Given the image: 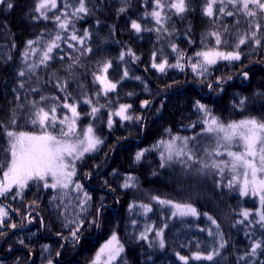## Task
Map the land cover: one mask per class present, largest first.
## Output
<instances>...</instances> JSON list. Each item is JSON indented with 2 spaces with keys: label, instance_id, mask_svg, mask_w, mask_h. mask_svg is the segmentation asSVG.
<instances>
[{
  "label": "trees",
  "instance_id": "obj_1",
  "mask_svg": "<svg viewBox=\"0 0 264 264\" xmlns=\"http://www.w3.org/2000/svg\"><path fill=\"white\" fill-rule=\"evenodd\" d=\"M11 2L12 9L0 5V122L8 124L15 109L16 130L38 133L39 127L27 121L26 109L30 101H40L41 95L62 98L64 93L55 87L59 79L67 81L68 91L79 99L81 117L78 128L91 123L103 143L97 151L85 154L76 164L74 179L91 196L87 204L81 206L76 199L77 195L82 198V193L69 192L64 196L57 190L44 189L42 184L35 183H30L23 198L12 199L11 193L0 197V206L9 212L0 227V233H3L0 235V264H48L49 260L52 264H91L100 245L113 233L124 247L115 264H184L179 256L188 257V264H238V258L251 243L245 233L254 231L252 239L262 235L259 225L253 229L247 221L236 223L242 219L239 215L241 209L254 211L259 207L256 199L241 197L238 191L218 187L215 183L218 176L194 175L183 170L178 163L161 167L160 150L152 146L161 139H169L166 131L169 129L172 136L197 137L190 140L189 147L197 145L202 150L212 146L203 135H198L203 125L200 123L202 114L194 107L196 101L206 105L224 123L247 117L264 118V40L260 46L242 45L244 55L240 61L217 63L201 76L189 65L198 61L196 52L217 47L215 38L209 33L219 31L227 43L218 48L228 52L233 50L237 30L242 34L247 29L243 19L237 25L236 17L205 16V0H187L189 10L182 17L171 16L166 23L171 35L155 30L136 33L131 28L132 20H137L145 29L159 27L151 17L143 16L145 11L152 10V0H86L90 14L74 21L78 36H83L85 30L90 34L83 47H90L92 51L83 55L82 46L69 39L73 31L71 26L67 31H61L52 19L34 20L32 17L38 15L31 11L35 0ZM71 2L75 4L76 0ZM58 3L63 8V0ZM121 7L126 9L122 13L119 11ZM54 13L59 14V11L54 10ZM49 16H53V12ZM261 24L264 32V21ZM58 32L63 39L57 42L60 47L53 50V58L47 66L40 65L35 74L29 73L22 62L27 41L39 38L34 47L42 49ZM173 43L184 54L180 60L183 69L166 67L160 72L153 68L154 62L164 59L169 65L176 64L178 56L172 51ZM69 44L75 47L70 48ZM129 49L135 57L127 54ZM121 53L125 54L123 59ZM39 56V51L36 55L30 54L28 62H38ZM74 60L78 62L73 63ZM105 61H111L112 67L107 75L117 84L116 89L107 95L101 93L93 76ZM69 65H72L71 72ZM21 69L26 72L24 77L18 75ZM125 71L127 76H124ZM245 72L248 74L246 78ZM218 80L221 81L219 85ZM20 81L25 82V88L18 87ZM32 88L38 91L33 92ZM84 99H91L92 105L83 103ZM241 99L245 100L242 107L239 105ZM144 101L149 102L146 107H142ZM121 104L131 105L128 114L133 119L120 121L113 116L114 123L109 128V114ZM18 105L25 107L19 108ZM92 106L100 109L95 118L87 115ZM65 113L69 115L67 109L61 108L58 115ZM137 117L141 119L137 120ZM193 124L195 127H191ZM5 147L6 140L0 129V159ZM143 149L150 150L136 161V153ZM227 178L228 174L225 183ZM126 181L135 187H123ZM54 196L57 198L53 199ZM153 196L174 203H190L199 215L174 217L171 207L152 200ZM141 203L148 204L152 211L145 214L139 207ZM130 205L134 206L130 208ZM205 213L216 220L219 228L208 220ZM77 218L83 220V226L79 242L73 243L70 232L76 225L70 221ZM13 223L15 228L10 227ZM146 226L152 231L147 233V240H142L140 233ZM161 226L164 247L158 249L152 233ZM221 238L226 242L224 248H219ZM61 244L64 247L61 248ZM213 248L219 249L220 254L212 261L192 259L194 253L199 251L206 255ZM251 259L260 264L264 261V254ZM239 264H249V261L240 260Z\"/></svg>",
  "mask_w": 264,
  "mask_h": 264
},
{
  "label": "snow or ice",
  "instance_id": "obj_2",
  "mask_svg": "<svg viewBox=\"0 0 264 264\" xmlns=\"http://www.w3.org/2000/svg\"><path fill=\"white\" fill-rule=\"evenodd\" d=\"M147 2V0H146ZM0 5L6 6V9H12L13 3L11 0H0ZM72 9L71 12L67 11ZM167 9V11H165ZM54 10H58L59 14H55ZM126 9L121 7L119 11L122 13ZM189 10L187 0H152V10L143 13L144 18L151 17L155 24L159 27L155 29L142 28L141 23L137 20L131 21V28L136 32L152 31L157 33L169 32L166 27L167 21L171 19L172 15L183 16ZM32 12L38 14L33 16L34 20H49L55 21L57 27L61 31H67L71 26L73 31L69 37L71 41H77L81 47V55L85 52H91L90 47H83L85 40L90 37L87 30L84 31L83 36H78L75 30L74 21L82 19L83 16L90 14L87 7L86 0H76L75 4L71 0H63V8L60 7L58 0H35V6L31 9ZM53 12V16L49 13ZM203 14L209 18L217 16L236 17L235 23L239 25L241 19L247 24V29L241 34L239 30L234 34L235 41L233 50L224 52L220 51L218 46L222 43H227L222 39V34L219 31H212L209 36L215 38L217 47L207 48L195 53L198 59L196 63H190V67L194 72H198L203 76L209 72V67L215 65L218 60L225 61H240L244 53L241 50L242 45L254 44L260 46L264 40V32H262L261 21H264V0H205L203 5ZM224 32H228V28H224ZM169 35L171 33L169 32ZM159 38V37H158ZM63 37L58 32L54 39L46 42L42 49H37L34 45L39 43L37 40H28L27 48L22 53V62L26 65L29 73L35 74V70L40 65L47 66L50 61L54 49L60 47L57 43ZM70 48L75 47L72 44L68 45ZM173 52H177V62L174 65H169L167 59L159 63H153L152 67L160 72H164L166 67H175L183 69L180 60L183 59V52H179L175 43L171 44ZM40 52L38 62L29 63V56L36 55ZM128 55L135 57V54L129 49ZM121 53V59L124 57ZM155 57V54H154ZM10 59V57H9ZM63 59V57H61ZM191 60V58H189ZM78 61L74 60L73 63ZM112 67L111 61H105L98 67L97 71L93 73L94 80L102 85V90L105 95L108 92L114 91L117 87L108 78V70ZM72 65L68 66L71 72ZM20 77L26 75L25 70L18 71ZM128 72H124L127 76ZM245 78L247 73L243 74ZM136 79H140L136 77ZM231 79V77H228ZM221 81H217L219 85ZM18 87L25 88V82L20 81ZM55 87L64 93V96H40V101H30L26 109L27 121L33 126H38L40 131H18L16 130V110L13 109L12 117L8 124L0 122V129L6 140L7 147L3 149L4 156L0 159V197H7L9 193L12 194V199L17 197L23 198L24 191L29 188L30 183L43 186L44 189H53L68 196L69 192L82 193V198L77 195L76 199L80 205L83 206L91 200L88 192L84 191L83 185L74 178L77 176V161L84 158L85 154L92 153L98 150L99 145L103 143L99 136L96 135L94 126L89 123L83 129L78 128V121L81 117L79 108V99L73 97L72 93L68 91L67 81L61 82L57 79ZM212 87L211 84L208 85ZM13 91H16L13 89ZM31 91H38L32 88ZM99 95V93H98ZM131 95V94H130ZM19 99V96H17ZM72 99L73 102L68 101ZM49 101H52L49 103ZM40 102H45L43 105ZM83 103L92 105L91 99H84ZM148 101H144L142 107L148 105ZM245 103L241 99L239 105L242 107ZM19 108H24V105H18ZM101 107H104L101 105ZM194 107L202 114L200 123L203 125L201 133L209 142L211 147H204L202 150L193 145L189 147L190 140H196L197 137H181L179 135L172 136L171 130H166L170 138L161 139L153 149L160 150L161 167L170 165L171 163H178L183 170L191 171L194 175H213L218 176L219 179L215 181L218 187H226L230 191H238L241 197L258 198L259 207L257 209H241L239 215L242 219L236 221L237 224H244L246 221L253 229L256 225L262 232L258 239H252L255 232H246L245 235L249 237L251 243L244 255L238 258L240 260L249 261V264H256V261L251 258H256L264 254V118L247 117L238 121H231L229 123L222 122L218 117L212 114L210 109L200 101H196ZM67 109L71 115H58L60 109ZM131 108L130 104H121L115 112L109 114L107 125L112 127L114 121L113 116L119 117L122 121L132 120L133 117L128 114ZM100 109L96 106L91 107V112L87 113L95 118ZM141 119L140 117L136 118ZM9 125L12 127L10 128ZM195 127V124L191 125ZM238 150H233V149ZM150 149H143L136 153V161H140L144 153ZM197 153H200L199 155ZM223 157H226L223 158ZM220 158V159H218ZM226 174L228 178L225 183ZM90 175V174H89ZM129 180L132 178L129 177ZM123 187H135V184L126 181ZM15 189V191H13ZM57 197H53L56 199ZM161 205H171L173 211L172 216H198L199 213L195 207L190 203H174L171 200L161 199L159 196L151 197ZM134 205H130V208ZM145 212H151L152 208L148 204L141 203L139 205ZM13 211H18L13 209ZM208 220L213 225L219 228L216 220L207 213ZM9 217V212L4 206H0V227H3L5 220ZM31 223V220H29ZM76 225L75 229L70 232L73 243H78L80 240V229L83 226V220L70 221ZM99 226L97 221H93ZM10 227L15 228L16 224H11ZM67 227V225H65ZM164 227H167L165 224ZM152 231V228L145 227L144 232L140 233V239L147 240V233ZM203 231V229H202ZM212 235L211 230L208 233ZM3 235V233H0ZM59 235V234H58ZM156 236L159 238V246L164 247L163 230L156 231ZM222 236V234H221ZM65 241L68 237H63ZM20 243H24L23 240ZM226 242L221 238L219 248H224ZM151 246V245H150ZM48 246H45L47 249ZM60 247H64L63 244ZM124 251L123 245L120 243L117 235L112 234L96 252L91 264H114L120 254ZM219 249L213 248L209 253L202 254L196 252L192 259L212 261L215 256H218ZM60 255L59 252L56 253ZM179 256V253H177ZM179 259L188 264V257L179 256ZM48 264H52L49 260ZM264 264V261H260Z\"/></svg>",
  "mask_w": 264,
  "mask_h": 264
},
{
  "label": "rangeland",
  "instance_id": "obj_3",
  "mask_svg": "<svg viewBox=\"0 0 264 264\" xmlns=\"http://www.w3.org/2000/svg\"><path fill=\"white\" fill-rule=\"evenodd\" d=\"M225 52V51H224ZM220 62H227V61H225V60H218L217 61V63H220ZM216 63V64H217ZM98 84H99V86H100V89H101V93L103 94V95H105L104 94V92H103V90H102V85L98 82ZM109 93V92H108ZM118 110V109H117ZM69 113V112H68ZM69 115H71L70 113H69ZM116 119H118V120H120V121H122L119 117H116V116H114ZM83 129V128H82ZM233 150H238V149H233ZM256 199V201H257V203L259 204V201H258V198H255ZM170 207H171V205H169ZM171 210L173 211V209H172V207H171ZM177 217H180V216H177ZM190 217H196V216H190ZM163 230V226H161V228H158V229H155V230H153V243H154V245L158 248V249H163V248H161L160 246H159V238L156 236V231H158V230ZM112 236V235H111ZM111 236H109L108 238H107V240L108 239H110L111 238ZM118 237V236H117ZM106 240V241H107ZM106 241H104L103 243H102V245L106 242ZM102 245H100V247L102 246ZM99 247V248H100ZM98 251V250H97ZM119 258V257H118ZM118 258H117V260H118ZM116 260V261H117ZM116 261L114 262V264L116 263Z\"/></svg>",
  "mask_w": 264,
  "mask_h": 264
}]
</instances>
